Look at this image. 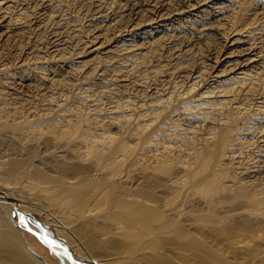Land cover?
<instances>
[{"label":"bare ground","instance_id":"1","mask_svg":"<svg viewBox=\"0 0 264 264\" xmlns=\"http://www.w3.org/2000/svg\"><path fill=\"white\" fill-rule=\"evenodd\" d=\"M18 25L2 88L66 61L139 100L0 90V264H264V0H0Z\"/></svg>","mask_w":264,"mask_h":264},{"label":"rangeland","instance_id":"2","mask_svg":"<svg viewBox=\"0 0 264 264\" xmlns=\"http://www.w3.org/2000/svg\"><path fill=\"white\" fill-rule=\"evenodd\" d=\"M42 7H44V6H42ZM21 28H23L22 27V25H18L17 27H16V29L15 28H13L11 31H9V32H5V31H0V34H2L1 36H2V38H0V50H1V52H0V61H1V64L3 63V62H5L6 60V62L8 63V65H7V63H5L7 66H9L10 67V65L9 64H11L12 66L9 68L10 70L12 69V68H15L16 66H15V64H16V56L14 55V51H15V43H17L18 41H19V38H21L20 36L21 35H18L19 34V32H20V30H21ZM16 31H15V30ZM18 30H19V32H18ZM3 32H4V34H3ZM16 32V33H15ZM15 34V35H14ZM17 34V35H16ZM8 36H10V37H8ZM15 36V37H14ZM18 36V38H16ZM8 37V38H7ZM18 40L17 42H15L14 40H16V39ZM9 39H10V41H9ZM5 41H7V43H8V49H6L7 48V43L5 42ZM10 43V44H9ZM13 43V44H12ZM5 44V45H4ZM10 45V46H9ZM11 46H13L12 48H11ZM11 48V49H10ZM3 49H5V50H7V51H5V50H3ZM13 49V50H12ZM9 50H10V52H9ZM12 50V51H11ZM5 52H8L9 54L7 55V57H5ZM4 53V54H3ZM2 55V56H1ZM8 56H10V57H8ZM11 56H13V58L11 57ZM15 56V57H14ZM2 57H3V59H2ZM5 58V59H4ZM2 59V60H1ZM11 61H9V60ZM14 60L16 61V62H14ZM13 61V62H12ZM10 62V63H9ZM49 63V65H50V67L49 68H51V69H49V68H47V70L44 72V74H43V76L42 75H40L39 77H35L36 79V81H38V83L40 82V85L39 84H37V82L35 83V81H34V83H32V84H30V83H28V82H25L24 80H22V78H21V76L20 75H16V76H14V75H12V76H10L11 77V79H8L9 77H1V81L2 82H4V80H5V82H4V88H2L1 86H2V84L0 85V90L2 91V89H4L3 90V92H5L7 95H8V97H10L9 99L11 100V103H13L12 101H14V100H16V101H14L16 104H18V105H16V106H18V107H20L19 106V104L21 105L22 103H24L25 104V106H24V104H22V106L20 107V108H25L24 109V111H26V113L29 115V113H30V115L31 116H33L32 115V112L30 111V112H28L27 110H30L31 108H32V106H33V108H37V110H34V111H36L37 113H41L42 114V112H44V113H46V112H49L51 109H47V104L49 105L48 106V108H52V109H56V105H57V103L58 102H63L64 100H63V98H65V97H63L64 96V94L65 95H67L68 96V94H71V92H72V96H73V94H75V93H78L77 92V90L79 89V87H80V89H82V87L83 86H78L75 82H77V81H74L73 79L71 80V78L68 76V77H65V78H62V76L64 77V75L66 76L67 74H68V72H69V63L68 62H66V61H59V62H48ZM57 63V64H56ZM0 64V65H1ZM4 63L2 64V65H5ZM13 65H14V67H13ZM211 67V66H210ZM53 68V69H52ZM11 71H13V69L11 70ZM14 76V77H13ZM43 78H42V77ZM19 77V78H18ZM46 77V78H45ZM3 78V79H2ZM15 78V79H14ZM66 78H69V79H66ZM38 79V80H37ZM39 79H40V81H39ZM43 79V80H42ZM61 79H64V80H67V82H68V80H69V83H66L65 82V84H63V86L64 85H67L68 87H61V85L59 86V82L57 81V80H60L61 81ZM6 80H7V83H6ZM53 80V81H52ZM9 81V82H8ZM49 81V82H48ZM70 81H71V83L73 84H75V86H74V84L72 85L71 83H70ZM74 81V82H73ZM57 82V83H56ZM20 83V84H19ZM54 83L55 84H58L57 86L56 85H54ZM7 84V85H6ZM36 86L35 88H34V85ZM42 84V85H41ZM69 84H71V85H69ZM186 84V85H185ZM29 85H31V86H29ZM33 85V86H32ZM38 85L40 86L39 87V89L41 88V90H39V89H37V87H38ZM183 85L184 86H182V83H180V86L183 88V87H186L187 85H189V83H188V81H185L184 83H183ZM56 86V87H55ZM71 86V87H70ZM72 86H74L75 88H76V90H75V88H73ZM78 86V87H77ZM101 85H97V84H94V85H92L91 87H90V89L91 90H89V88H87V87H83V89H82V91L83 92H85V93H87V96H86V94H85V96L87 97V99H88V97L90 96L91 97V99L94 97V94H95V97L97 98H100L101 100H99L98 101V104L97 105H99L98 107L99 108H101V106L100 105H102V107L104 108V109H106L107 110V108H109L113 103H114V101H113V103H110L111 102V99L112 100H115L114 98H116L117 100L119 99L120 101H121V98H122V100H123V98H124V100L122 101V102H124L125 100V102H128V101H132V99L135 101V102H133V103H137L138 102V100H139V98L138 97H136L135 95H133V94H131V92L130 93H128V92H126V93H119L120 94V96H119V94H118V92H110V91H108V90H105V89H103L102 87H100ZM58 87V88H57ZM60 87V88H59ZM94 87V90L92 89ZM53 88V89H52ZM72 89V90H71ZM75 91H74V90ZM28 90V91H27ZM86 90H88V91H86ZM102 90H103V92H106V91H108V92H106V93H103L102 92ZM79 91H81V90H79ZM90 91V92H89ZM97 91V92H96ZM102 93V96L101 95H99L100 94V92ZM59 92V93H58ZM94 94H93V93ZM111 94H110V93ZM98 93V94H97ZM36 94V95H35ZM46 94V95H45ZM48 94V95H47ZM93 94V95H92ZM105 94V95H104ZM114 94V95H113ZM117 94V95H116ZM127 94V95H126ZM13 95V96H12ZM50 95V96H49ZM54 95V96H53ZM71 95H69V97H71ZM89 95V96H88ZM92 95V96H91ZM112 95L113 96H115V97H112ZM132 95V96H131ZM20 96V97H19ZM32 96V97H31ZM55 97L56 98V96H57V100H56V103L54 102V103H51L49 100H50V97ZM100 96V97H99ZM108 96V97H107ZM123 96V97H122ZM127 96V97H126ZM14 97H16V98H14ZM60 97V98H59ZM95 97L93 98V99H95ZM105 97H107V98H105ZM131 97V98H130ZM12 98H14V99H12ZM22 98V99H21ZM49 100H48V99ZM68 98V97H67ZM127 98H128V101H127ZM130 98V99H129ZM91 99H88V102L86 101V100H84L86 103H90V106H92V107H90V110H92V109H94V108H96L95 107V105L96 104H94V102L92 103V101H93V99H92V101H91ZM136 99H138V100H136ZM50 102V104L51 105H53V106H51L50 104H49V102ZM117 100H115V102H117ZM118 100V101H119ZM17 101H19V102H17ZM21 101V102H20ZM38 101V102H37ZM83 101V102H84ZM91 101V102H90ZM33 104H32V103ZM37 102V104H35ZM40 102V103H39ZM48 102V103H47ZM99 102H101V104H99ZM111 104H109V103ZM105 103V104H104ZM29 104V105H28ZM36 106H35V105ZM39 104H41L42 105V107L40 108V106L41 105H39ZM110 106H109V105ZM27 105V106H26ZM32 105V106H31ZM35 106V107H34ZM39 106V107H38ZM43 106H45V107H43ZM88 106H89V104H88ZM107 106V107H106ZM26 107H28V108H26ZM35 108V109H36ZM43 108V109H42ZM44 108L47 110V111H45L44 110ZM27 109V110H26ZM38 109H42V110H39L38 111ZM102 109V108H101ZM49 110V111H48ZM35 112H33V114H34ZM43 113V114H44ZM0 190H2V192L4 191V188L2 187V186H0ZM5 192V191H4ZM80 262L81 263H84V261L83 260H80Z\"/></svg>","mask_w":264,"mask_h":264}]
</instances>
